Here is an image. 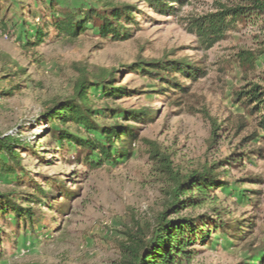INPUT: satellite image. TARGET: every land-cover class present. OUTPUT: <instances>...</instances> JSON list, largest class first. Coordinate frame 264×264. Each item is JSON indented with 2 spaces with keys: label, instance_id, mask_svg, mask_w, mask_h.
<instances>
[{
  "label": "rangeland",
  "instance_id": "374dc122",
  "mask_svg": "<svg viewBox=\"0 0 264 264\" xmlns=\"http://www.w3.org/2000/svg\"><path fill=\"white\" fill-rule=\"evenodd\" d=\"M0 1L1 8L9 6L7 27L0 26V90H12L11 95L0 96V136L18 134L28 145L19 149L21 168L16 174L0 172V193H13L20 201L35 183L53 192L50 200L35 206L39 221L33 230L16 229L12 222L4 228L9 237L2 236L0 264H120V244L127 233L151 224L168 199V184L155 170L148 145L141 140L129 158L91 170L75 159L78 149L52 144L49 124L41 115L53 100L72 95L75 64L119 71L116 85L126 86L132 94L112 100L91 89L94 109L151 110L152 122L132 125L140 139L154 142L169 156L175 169L189 172L226 160L217 172L228 186L218 193L216 205L223 219L249 220L253 227L238 242L213 234L211 243L195 245L196 254L184 264H264V131L235 97L247 81L259 82L253 76L264 66V55L248 80L243 79L235 55L261 49L264 26L260 22L238 26L209 49L200 48L188 26L189 20L213 11L218 3L233 5L242 0H175L170 3L173 12L164 14L142 0H105L135 7L137 24L128 25L130 38L112 41L89 30L67 41L55 37L49 28L48 36L34 47L24 46V29L49 15L45 9L49 0ZM52 1L56 8L68 9L101 5L98 0ZM30 10L36 12V19L30 17ZM139 58L184 59L204 74L191 82L188 93L161 95L163 85L157 80L122 67ZM175 76L188 84L182 75ZM211 121L222 127L215 138ZM64 128L74 132L71 125ZM46 181L62 185L59 188L64 187L70 196L46 187ZM243 190L248 195H242ZM203 211L187 209L181 214ZM12 231L16 233L11 235Z\"/></svg>",
  "mask_w": 264,
  "mask_h": 264
},
{
  "label": "trees",
  "instance_id": "16d2710c",
  "mask_svg": "<svg viewBox=\"0 0 264 264\" xmlns=\"http://www.w3.org/2000/svg\"><path fill=\"white\" fill-rule=\"evenodd\" d=\"M146 5L159 13L173 12L171 2L175 0H142ZM1 2V1H0ZM97 8L91 4L75 6L72 9L56 8V4L48 1V16L41 17L34 25L26 24L24 29L25 47H34L44 41L52 28L57 38L72 41L92 30L102 39L123 41L132 36L128 25H136V9L130 4H113L105 0ZM1 8V3H0ZM9 6L0 11V26L6 28L5 17ZM30 17L36 19V12L29 11ZM264 26V0H242L233 5L218 3L213 11L188 21L200 48L209 49L225 39L228 33L238 26L247 24ZM264 55V40L261 49L256 52L241 51L236 53L235 60L244 73L243 79L248 80L251 73L255 74L257 60ZM77 76L73 83L72 95L53 100L42 113L49 124V136L52 144L58 148L79 150L75 159L89 170L95 169L106 162L115 163L127 159L137 141L148 145V157L155 165V170L168 184V199L163 209L155 216L151 224L136 227L133 233H127L124 243L120 244V264H184L189 263L196 254L195 245L211 243L213 234L230 237L235 242L241 241L249 234L253 223L249 220L223 219L224 213L216 205L218 193L228 186L227 181L217 172V168L226 160L202 166L189 172H180L172 165L169 156L159 150L149 140L140 139L132 123H149L154 120L155 113L148 108L115 109L105 108L104 112L94 109L90 98L91 89H99L105 99L129 97L131 89L116 85L114 69L100 67L87 69L83 65H73ZM127 72L138 73L141 77L157 80L159 94L166 92L188 93L190 84L203 76L201 68L193 63L182 60L168 59H137L135 62L122 66ZM176 74L183 76L188 84L178 82ZM259 82L247 81L235 93L236 100L247 108L254 116L256 126L264 131V66L253 76ZM17 88L14 87L13 89ZM148 91H138V93ZM12 90H0V96L11 95ZM120 118V120L116 118ZM113 120L109 124L106 120ZM71 125L74 132L64 128ZM213 137L222 127L211 121ZM53 126V127H52ZM18 134L0 136V172L16 174L21 168L19 149L27 147V142ZM260 154V152H258ZM5 157V158H3ZM62 185L46 181V187L58 190L62 196H70ZM249 191L243 190L242 195ZM53 192L43 189L35 183L33 191L25 193L19 201L13 193H0V244L2 236L9 237L4 228L15 223L16 229L33 230L39 221L35 206L42 200H50ZM204 209L200 214H181L187 209ZM16 233L12 231L11 235Z\"/></svg>",
  "mask_w": 264,
  "mask_h": 264
}]
</instances>
